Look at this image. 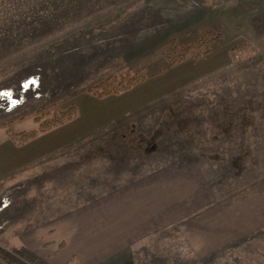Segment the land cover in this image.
<instances>
[{"label":"rangeland","instance_id":"1","mask_svg":"<svg viewBox=\"0 0 264 264\" xmlns=\"http://www.w3.org/2000/svg\"><path fill=\"white\" fill-rule=\"evenodd\" d=\"M208 30L221 42L167 65ZM141 67L126 92L85 90ZM70 106L35 138L7 134ZM168 167L198 172L214 200L264 180V0H0V246ZM174 228L105 264H264V226L202 256Z\"/></svg>","mask_w":264,"mask_h":264},{"label":"crops","instance_id":"2","mask_svg":"<svg viewBox=\"0 0 264 264\" xmlns=\"http://www.w3.org/2000/svg\"><path fill=\"white\" fill-rule=\"evenodd\" d=\"M170 226L198 255L218 250L239 231L264 226V180L214 200L198 172L163 168L61 217L54 228L31 231L22 246L49 264H105Z\"/></svg>","mask_w":264,"mask_h":264},{"label":"trees","instance_id":"3","mask_svg":"<svg viewBox=\"0 0 264 264\" xmlns=\"http://www.w3.org/2000/svg\"><path fill=\"white\" fill-rule=\"evenodd\" d=\"M222 36L220 32L212 30L203 31L191 42L175 43L177 53L172 57L165 56L167 65H173L182 62L188 58H198L209 52L213 43H220ZM230 57L234 59L241 58L237 47L229 51ZM246 58V55L244 56ZM164 71V67L160 68L157 73ZM156 73V72H155ZM149 73L147 68L141 67L135 69L133 72H124L120 74L110 75L101 81L91 84L85 90L91 93L96 98L109 96L110 94H120L126 92L137 85L139 82L148 78ZM76 114V109L73 106L65 110H55L50 117H40L41 122L37 129L29 131L13 132L7 130L8 136L17 138V142L28 141L35 138L40 133L46 132L53 127L62 125L68 122ZM0 261L4 264H49L34 253L30 252L25 247L21 246L13 251L7 250L0 246Z\"/></svg>","mask_w":264,"mask_h":264}]
</instances>
